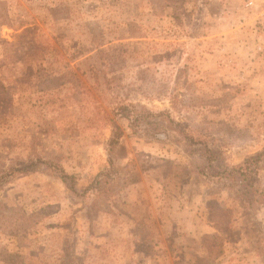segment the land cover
Here are the masks:
<instances>
[{
  "label": "rangeland",
  "instance_id": "374dc122",
  "mask_svg": "<svg viewBox=\"0 0 264 264\" xmlns=\"http://www.w3.org/2000/svg\"><path fill=\"white\" fill-rule=\"evenodd\" d=\"M0 264H264V0H0Z\"/></svg>",
  "mask_w": 264,
  "mask_h": 264
},
{
  "label": "crops",
  "instance_id": "0c3cea01",
  "mask_svg": "<svg viewBox=\"0 0 264 264\" xmlns=\"http://www.w3.org/2000/svg\"><path fill=\"white\" fill-rule=\"evenodd\" d=\"M156 195V193H154V191H151V189H149V190H147V189H134V190H132L131 192H130V194H129V197H130V199H131V203L130 204H126L125 205V211L123 212V211H121V213H125L126 214V217H129L130 219H131V221H134L133 219V215H134V210L136 211H139V214L140 215H142V214H148V210L149 209H151L150 210V212L152 213V215L155 213V212H160V211H162V209L163 208H154V206H148L147 207V204H146V198L148 197V196H150L151 198L152 197H154ZM154 205H155V207H157V201L154 199ZM149 208V209H148ZM154 208V209H153ZM136 211V212H137ZM131 215V216H130ZM163 217H166L165 215H162ZM139 218V217H138ZM137 218V219H138ZM135 222V221H134ZM161 223V222H160ZM127 227H128V224H127ZM172 227L174 228V229H177V230H179V228L181 227V226H179L178 224H172ZM182 228V227H181ZM191 229V228H190ZM156 238H157V241H158V243L160 244V243H162L161 242V238H162V236H160L159 234H157V236H156ZM177 241V243H180V245L182 244L183 245V248L185 249H189L188 247H187V240L186 239H184V238H179V239H177L176 240ZM189 241H191V240H189ZM184 254V253H183ZM165 256H166V254H164ZM167 257H169V255L167 254ZM185 259H186V257H184ZM129 260H130V258H129Z\"/></svg>",
  "mask_w": 264,
  "mask_h": 264
},
{
  "label": "built area",
  "instance_id": "2783aa9c",
  "mask_svg": "<svg viewBox=\"0 0 264 264\" xmlns=\"http://www.w3.org/2000/svg\"><path fill=\"white\" fill-rule=\"evenodd\" d=\"M249 4H250V2H249Z\"/></svg>",
  "mask_w": 264,
  "mask_h": 264
}]
</instances>
